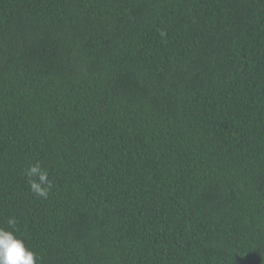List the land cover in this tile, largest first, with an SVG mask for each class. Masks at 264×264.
<instances>
[{"label":"trees","instance_id":"obj_1","mask_svg":"<svg viewBox=\"0 0 264 264\" xmlns=\"http://www.w3.org/2000/svg\"><path fill=\"white\" fill-rule=\"evenodd\" d=\"M9 219L37 264H264V0H0Z\"/></svg>","mask_w":264,"mask_h":264},{"label":"clouds","instance_id":"obj_2","mask_svg":"<svg viewBox=\"0 0 264 264\" xmlns=\"http://www.w3.org/2000/svg\"><path fill=\"white\" fill-rule=\"evenodd\" d=\"M24 176L29 190L37 197L47 199L51 181L48 179V171L37 161L29 164L24 169ZM8 225L12 231L0 227V264H37L36 254L25 246L23 240L15 233L16 221L9 219Z\"/></svg>","mask_w":264,"mask_h":264}]
</instances>
